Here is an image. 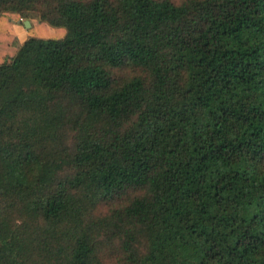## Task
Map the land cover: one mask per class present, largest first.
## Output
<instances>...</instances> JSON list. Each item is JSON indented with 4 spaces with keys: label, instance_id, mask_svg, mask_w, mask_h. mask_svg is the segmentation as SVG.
I'll list each match as a JSON object with an SVG mask.
<instances>
[{
    "label": "trees",
    "instance_id": "16d2710c",
    "mask_svg": "<svg viewBox=\"0 0 264 264\" xmlns=\"http://www.w3.org/2000/svg\"><path fill=\"white\" fill-rule=\"evenodd\" d=\"M0 264H264V0H0Z\"/></svg>",
    "mask_w": 264,
    "mask_h": 264
},
{
    "label": "rangeland",
    "instance_id": "374dc122",
    "mask_svg": "<svg viewBox=\"0 0 264 264\" xmlns=\"http://www.w3.org/2000/svg\"><path fill=\"white\" fill-rule=\"evenodd\" d=\"M175 1L182 2L183 0H175ZM20 19L16 18L14 20V23L19 24L20 26L26 27L25 24H23ZM33 22H35V24H38V26H36L34 30L35 36H41L44 38H48V37L61 38L66 35L65 27L52 26L46 22L39 21V19H33Z\"/></svg>",
    "mask_w": 264,
    "mask_h": 264
},
{
    "label": "crops",
    "instance_id": "0c3cea01",
    "mask_svg": "<svg viewBox=\"0 0 264 264\" xmlns=\"http://www.w3.org/2000/svg\"><path fill=\"white\" fill-rule=\"evenodd\" d=\"M14 20L15 19H13V28H14L16 34H17V37H18L19 41L23 42L28 37V30H27L26 27L20 26L19 24H15Z\"/></svg>",
    "mask_w": 264,
    "mask_h": 264
},
{
    "label": "water",
    "instance_id": "95a60500",
    "mask_svg": "<svg viewBox=\"0 0 264 264\" xmlns=\"http://www.w3.org/2000/svg\"><path fill=\"white\" fill-rule=\"evenodd\" d=\"M24 24H25L26 28H29L32 25L30 19L24 20Z\"/></svg>",
    "mask_w": 264,
    "mask_h": 264
},
{
    "label": "built area",
    "instance_id": "2783aa9c",
    "mask_svg": "<svg viewBox=\"0 0 264 264\" xmlns=\"http://www.w3.org/2000/svg\"><path fill=\"white\" fill-rule=\"evenodd\" d=\"M20 20H23V18H21Z\"/></svg>",
    "mask_w": 264,
    "mask_h": 264
}]
</instances>
